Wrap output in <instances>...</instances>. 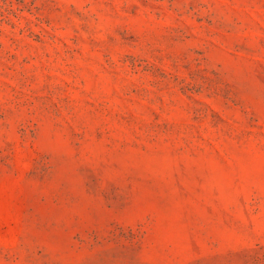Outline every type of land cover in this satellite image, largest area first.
Listing matches in <instances>:
<instances>
[{"label": "rangeland", "instance_id": "374dc122", "mask_svg": "<svg viewBox=\"0 0 264 264\" xmlns=\"http://www.w3.org/2000/svg\"><path fill=\"white\" fill-rule=\"evenodd\" d=\"M0 264H264V0H0Z\"/></svg>", "mask_w": 264, "mask_h": 264}]
</instances>
